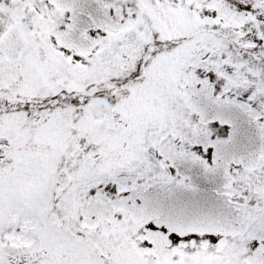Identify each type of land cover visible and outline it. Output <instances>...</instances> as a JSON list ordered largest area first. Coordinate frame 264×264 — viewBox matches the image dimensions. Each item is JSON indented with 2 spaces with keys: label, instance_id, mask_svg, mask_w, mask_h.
Returning <instances> with one entry per match:
<instances>
[{
  "label": "snow or ice",
  "instance_id": "1",
  "mask_svg": "<svg viewBox=\"0 0 264 264\" xmlns=\"http://www.w3.org/2000/svg\"><path fill=\"white\" fill-rule=\"evenodd\" d=\"M0 264H264V0H0Z\"/></svg>",
  "mask_w": 264,
  "mask_h": 264
}]
</instances>
